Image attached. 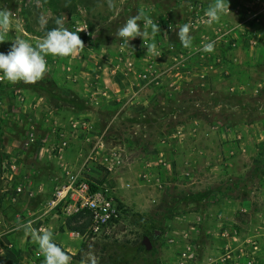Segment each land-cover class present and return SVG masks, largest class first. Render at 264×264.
I'll return each mask as SVG.
<instances>
[{
	"label": "rangeland",
	"instance_id": "374dc122",
	"mask_svg": "<svg viewBox=\"0 0 264 264\" xmlns=\"http://www.w3.org/2000/svg\"><path fill=\"white\" fill-rule=\"evenodd\" d=\"M212 3L0 0V52L56 18L84 46L45 56L34 83L0 80V264H41L24 224L51 230L69 264H264V0H228L209 24ZM137 14L157 31L140 20L128 45L116 33ZM80 180L108 190L109 227L53 205Z\"/></svg>",
	"mask_w": 264,
	"mask_h": 264
},
{
	"label": "clouds",
	"instance_id": "9594fccd",
	"mask_svg": "<svg viewBox=\"0 0 264 264\" xmlns=\"http://www.w3.org/2000/svg\"><path fill=\"white\" fill-rule=\"evenodd\" d=\"M109 3V7H111ZM228 0H214L205 12L209 24L217 21L221 15L228 10ZM143 20L145 26H151L153 34L157 31V25L148 18L137 14L129 17L116 33L129 45L135 37L144 38L145 33L140 30L138 21ZM9 18L6 12H0V35L8 29ZM56 27L48 30L45 35L33 46L25 39H14L8 51L0 52V78L15 83L22 81L34 83L39 80L47 71L45 56L68 57L82 49L83 42L77 32L69 31L63 26L61 18L54 21ZM190 25H181L176 32L181 45L188 48L192 44V37L189 35ZM154 46L148 45L147 50ZM201 51H213L211 42L201 45ZM25 231L31 232L32 238L43 254L41 264H69V255L55 242L51 230L37 231L30 227V224L22 225Z\"/></svg>",
	"mask_w": 264,
	"mask_h": 264
},
{
	"label": "built area",
	"instance_id": "2783aa9c",
	"mask_svg": "<svg viewBox=\"0 0 264 264\" xmlns=\"http://www.w3.org/2000/svg\"><path fill=\"white\" fill-rule=\"evenodd\" d=\"M15 167V163H12L10 169L14 170ZM19 190L21 189L18 188ZM55 197L53 205L64 202L67 204L68 211L88 212L91 219L89 228L93 232L109 227L118 217L119 211L114 207V200L109 196L108 190H93L92 186L84 180L69 181L68 184L59 188Z\"/></svg>",
	"mask_w": 264,
	"mask_h": 264
},
{
	"label": "crops",
	"instance_id": "0c3cea01",
	"mask_svg": "<svg viewBox=\"0 0 264 264\" xmlns=\"http://www.w3.org/2000/svg\"><path fill=\"white\" fill-rule=\"evenodd\" d=\"M2 239L0 240V257H2L3 254L10 249V247L8 248L7 245L2 244V243H4V242H2Z\"/></svg>",
	"mask_w": 264,
	"mask_h": 264
}]
</instances>
